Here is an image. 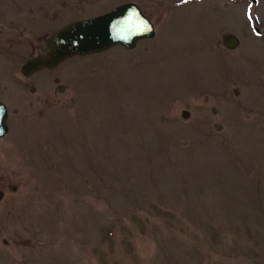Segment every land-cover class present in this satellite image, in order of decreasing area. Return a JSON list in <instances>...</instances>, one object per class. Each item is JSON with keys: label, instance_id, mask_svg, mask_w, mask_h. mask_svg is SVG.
Masks as SVG:
<instances>
[{"label": "rangeland", "instance_id": "374dc122", "mask_svg": "<svg viewBox=\"0 0 264 264\" xmlns=\"http://www.w3.org/2000/svg\"><path fill=\"white\" fill-rule=\"evenodd\" d=\"M180 1L135 51L40 76L47 106L10 98L0 264H264V0Z\"/></svg>", "mask_w": 264, "mask_h": 264}, {"label": "flooded vegetation", "instance_id": "af4514ba", "mask_svg": "<svg viewBox=\"0 0 264 264\" xmlns=\"http://www.w3.org/2000/svg\"><path fill=\"white\" fill-rule=\"evenodd\" d=\"M177 1L74 0L72 8L80 12V14L86 8H93L97 13L88 17H81L79 14L65 23L64 15L65 9L69 4L68 0H0V77H6L10 83L16 84L19 88L17 93L9 94L4 80L0 79V102L6 106L9 113L10 104L13 102L10 98H18L19 100L16 102L23 100L25 98L23 86L25 85L28 88L30 85L28 88L29 95L34 97L35 102L38 103L37 106L43 107L46 104L49 88L43 90L38 78L41 76L43 80L49 83L45 73L58 71L62 64L54 69H39L29 76L23 74L22 69L24 65L34 58L46 54L49 50L52 36L67 25L76 21L103 16L124 6H131L149 21L154 30V37L138 41V48L140 43L152 41L156 38L162 23L165 21L168 23L171 18L172 20L174 19L176 11L183 6L182 1ZM82 2L85 3L84 8H82ZM156 15L159 16L158 19L154 18ZM251 19L257 39L264 40V29L261 27V21L254 17L253 14ZM256 30L259 34H257ZM239 40L241 45V39ZM116 47L123 46L118 45ZM18 63H21V66L19 65L17 68L16 65ZM54 83L58 84L59 80L55 79ZM57 91L62 93L64 87L58 85Z\"/></svg>", "mask_w": 264, "mask_h": 264}, {"label": "water", "instance_id": "95a60500", "mask_svg": "<svg viewBox=\"0 0 264 264\" xmlns=\"http://www.w3.org/2000/svg\"><path fill=\"white\" fill-rule=\"evenodd\" d=\"M154 37L153 26L131 6H124L109 14L73 22L56 32L49 45V51L28 62L22 69L29 76L42 68L53 69L73 57H84L106 52L118 45L134 50L138 41ZM230 50L238 48L240 41L236 36L224 39ZM189 117L188 112L183 113ZM9 132L8 111L0 102V139ZM4 193L0 191V201Z\"/></svg>", "mask_w": 264, "mask_h": 264}]
</instances>
